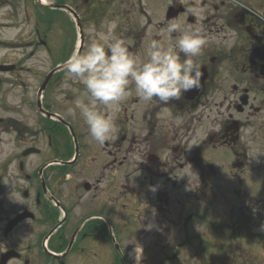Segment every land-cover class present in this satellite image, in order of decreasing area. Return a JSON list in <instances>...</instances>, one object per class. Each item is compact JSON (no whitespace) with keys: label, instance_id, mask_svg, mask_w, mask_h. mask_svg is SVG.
<instances>
[{"label":"flooded vegetation","instance_id":"af4514ba","mask_svg":"<svg viewBox=\"0 0 264 264\" xmlns=\"http://www.w3.org/2000/svg\"><path fill=\"white\" fill-rule=\"evenodd\" d=\"M3 10L19 19L21 42L0 41V263L264 264V197L253 195L264 193V173L234 191L239 206L208 213L205 230L181 235L192 216L174 206L189 194L212 209L211 188L233 191L221 170L242 182L264 163V0H0ZM113 19L133 54L169 22L201 25L206 79L167 104H146L130 87L115 139L100 145L75 108L85 90L65 61L86 50L90 26ZM206 118L212 129L200 139ZM155 247L163 261L146 256Z\"/></svg>","mask_w":264,"mask_h":264},{"label":"clouds","instance_id":"9594fccd","mask_svg":"<svg viewBox=\"0 0 264 264\" xmlns=\"http://www.w3.org/2000/svg\"><path fill=\"white\" fill-rule=\"evenodd\" d=\"M193 14L196 9L190 10ZM117 20H107L98 29L90 26L92 39L83 52L65 61L68 80L84 86L75 108L92 141L103 145L115 139L119 129L116 114L130 95V87L144 103L157 99L165 104L180 99L200 86L198 57L208 44L199 24L169 22L150 39L142 54H133L118 34ZM67 89V81L62 86ZM63 97H58L62 99Z\"/></svg>","mask_w":264,"mask_h":264},{"label":"rangeland","instance_id":"374dc122","mask_svg":"<svg viewBox=\"0 0 264 264\" xmlns=\"http://www.w3.org/2000/svg\"><path fill=\"white\" fill-rule=\"evenodd\" d=\"M8 12L7 10H3L2 12H0V24H4L6 25L5 28H1L0 27V41H5V42H11L14 44H17L20 46V42H21V27L19 26V19L16 21L14 18H11L10 20L8 19ZM16 23V24H14ZM5 43L0 42V48L2 46H4ZM3 50V49H1ZM4 52V51H3ZM14 54V60H17L20 58V50H16V53ZM211 106H213V103H210ZM212 118H206L205 119V124H204V128L202 129V131L199 132V138L202 139L205 137L206 132L212 129ZM5 149H7V147H4ZM215 159H220V160H215L218 163H220V165L222 164V158L221 156H217ZM263 159V155L262 153L259 152H253V160L254 161H258ZM127 169H131V168H126ZM264 173V163L261 162H254L252 164V171H251V176L249 179L244 178L242 182H240L239 180H235L229 177L228 173L225 172L224 170L220 171L219 177H218V181L219 183H222V181H224L225 178L229 179L233 188V191H227L226 187L223 184H219L216 194L215 192H213L212 188H211V192L209 193V196H212L213 198V207L212 209H210V206L207 203L198 201L196 199H194L193 197H191L189 194L186 195H182L178 198V200L175 203V207L177 208V211H183L184 215L186 217H191L192 219L188 221V224L186 227H184L183 233H181V235H185L187 234H191L193 230H205V228L208 227L207 221L210 218V216L208 215V213L212 212L215 214H218L221 211L224 210H230L232 207H237L240 205V203H242V200L239 196H237L234 191L235 190H248L251 185L252 182L258 181L261 179L262 174ZM211 183L213 185H215V180L211 179ZM196 184H197V179L196 177L192 174L189 173L188 175V191H192V193L196 190ZM230 184V183H229ZM216 190V189H215ZM182 193V189H178L176 191H174V195L175 198L178 197V195H180ZM253 195L256 197H260L261 195L264 197V193L262 192H258L253 190ZM248 203H251L253 205H258L259 200H252V198L247 199ZM264 202V201H263ZM260 205V204H259ZM262 206H264V203L262 204ZM217 218V217H216ZM220 221V220H219ZM178 236H180V233H178ZM140 247H145L144 245L140 244L137 245ZM133 247L132 245H129V248ZM140 250V249H138ZM163 248L162 247H155L151 250H148L146 252V256L149 258L150 254L156 255L158 254L159 257V261H163L162 260V256H163ZM141 253V251H140ZM139 251L136 254H140ZM150 258H152V256H150ZM50 260L48 258H46L45 260H42L40 258L37 259L35 264H51L49 262Z\"/></svg>","mask_w":264,"mask_h":264},{"label":"water","instance_id":"95a60500","mask_svg":"<svg viewBox=\"0 0 264 264\" xmlns=\"http://www.w3.org/2000/svg\"><path fill=\"white\" fill-rule=\"evenodd\" d=\"M206 79V75H201V77H200V86H199V88L198 89H200V87L202 86V84H203V82H204V80ZM196 89H193L192 91H195Z\"/></svg>","mask_w":264,"mask_h":264}]
</instances>
